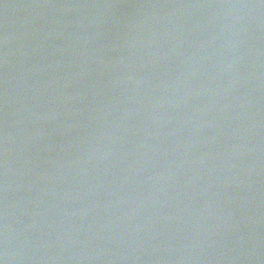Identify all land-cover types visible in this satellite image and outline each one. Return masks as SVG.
<instances>
[{"label": "water", "instance_id": "water-1", "mask_svg": "<svg viewBox=\"0 0 264 264\" xmlns=\"http://www.w3.org/2000/svg\"><path fill=\"white\" fill-rule=\"evenodd\" d=\"M4 264H264V0H0Z\"/></svg>", "mask_w": 264, "mask_h": 264}, {"label": "clouds", "instance_id": "clouds-1", "mask_svg": "<svg viewBox=\"0 0 264 264\" xmlns=\"http://www.w3.org/2000/svg\"><path fill=\"white\" fill-rule=\"evenodd\" d=\"M0 264H4L3 260H0Z\"/></svg>", "mask_w": 264, "mask_h": 264}]
</instances>
